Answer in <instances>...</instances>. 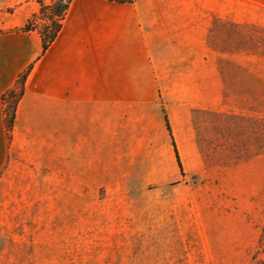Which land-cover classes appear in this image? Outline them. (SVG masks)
Returning a JSON list of instances; mask_svg holds the SVG:
<instances>
[{
	"label": "crops",
	"instance_id": "crops-1",
	"mask_svg": "<svg viewBox=\"0 0 264 264\" xmlns=\"http://www.w3.org/2000/svg\"><path fill=\"white\" fill-rule=\"evenodd\" d=\"M4 1L11 12L0 13V264H19L14 252L31 264L29 252L70 251L61 226L69 194L80 193L69 183L70 160L115 179L85 192L204 187L186 182L204 175L193 147L215 89L223 112L228 58L214 56L206 38L212 17L228 15V0H70L44 53L38 32L21 30L38 5ZM26 71L8 130L4 95Z\"/></svg>",
	"mask_w": 264,
	"mask_h": 264
},
{
	"label": "rangeland",
	"instance_id": "rangeland-1",
	"mask_svg": "<svg viewBox=\"0 0 264 264\" xmlns=\"http://www.w3.org/2000/svg\"><path fill=\"white\" fill-rule=\"evenodd\" d=\"M32 1L39 7L57 0ZM5 3L0 0V13L11 12ZM228 4L227 16L212 17L206 38L214 56L228 58L222 63L223 112L216 111L215 89L214 111L198 118L193 147L204 175L186 182L204 187L85 192L87 185L115 179L85 170L80 158L70 160L69 183L80 184V193L69 194V221L61 226L70 251L29 252L36 254L31 264H264V0ZM51 12L38 27L50 25ZM4 96L7 115L10 99ZM14 253L24 264L26 252Z\"/></svg>",
	"mask_w": 264,
	"mask_h": 264
},
{
	"label": "trees",
	"instance_id": "trees-1",
	"mask_svg": "<svg viewBox=\"0 0 264 264\" xmlns=\"http://www.w3.org/2000/svg\"><path fill=\"white\" fill-rule=\"evenodd\" d=\"M108 1L116 2V3L132 2V0H108ZM69 2L70 0H67L64 3H62L61 0H57L53 2L51 5H45L44 3L39 2V11L34 15H32V17L27 21V23L21 28L22 31L36 30L38 32L42 44V53H44L48 49V47L54 42L58 33L60 32L61 22L66 14ZM49 10H52V12L49 13V15L46 16V18L50 21V25L45 26L43 28L38 27L37 26L38 20L42 16L44 17L46 14H48ZM27 72L28 71L22 73L18 77V80L16 82V84L18 85V92H16V90L14 89L7 93L10 99V112L7 113L8 130L11 129V126L13 124L17 102L24 93V82L26 79ZM176 156H177V162L181 168V163L177 152H176Z\"/></svg>",
	"mask_w": 264,
	"mask_h": 264
}]
</instances>
